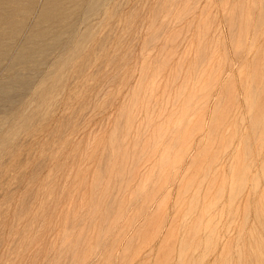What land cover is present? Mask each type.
<instances>
[{
    "label": "rangeland",
    "instance_id": "obj_1",
    "mask_svg": "<svg viewBox=\"0 0 264 264\" xmlns=\"http://www.w3.org/2000/svg\"><path fill=\"white\" fill-rule=\"evenodd\" d=\"M0 264H264V0H0Z\"/></svg>",
    "mask_w": 264,
    "mask_h": 264
}]
</instances>
